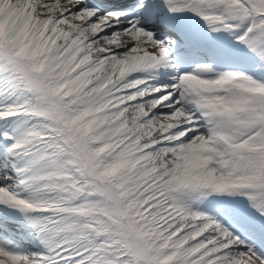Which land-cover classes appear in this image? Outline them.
Wrapping results in <instances>:
<instances>
[{
  "label": "snow or ice",
  "instance_id": "obj_1",
  "mask_svg": "<svg viewBox=\"0 0 264 264\" xmlns=\"http://www.w3.org/2000/svg\"><path fill=\"white\" fill-rule=\"evenodd\" d=\"M0 264H264V0H0Z\"/></svg>",
  "mask_w": 264,
  "mask_h": 264
}]
</instances>
